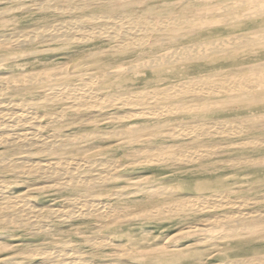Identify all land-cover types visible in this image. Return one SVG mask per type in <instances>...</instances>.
<instances>
[{"label":"rangeland","instance_id":"rangeland-1","mask_svg":"<svg viewBox=\"0 0 264 264\" xmlns=\"http://www.w3.org/2000/svg\"><path fill=\"white\" fill-rule=\"evenodd\" d=\"M262 8L264 0H0V35L5 36L0 43V86L4 105H8V98L39 97V91L50 84H80V79L87 74L96 77L99 83L93 85V91L105 98L127 97L138 91L160 93L164 87L183 86L185 82L192 85L191 90L194 88L193 93H177L170 98L161 93L156 100L147 97L139 106H119L115 104L119 101H115V105H105L103 110L73 109L75 111L69 112V119L58 124L64 133L81 136L114 129L120 131L117 138H77L72 145L61 147L59 153L44 151L35 157H87L95 164L104 158H114L112 161H116L117 166L105 173L110 178L108 182L93 185L88 181L87 186L78 183L71 188L58 189L55 186L58 179L53 176V179L30 174L14 177L0 171V202L4 200L5 205L16 195H21V203L26 199L28 204L44 210L65 205L63 198L73 201L69 202L72 208L82 207L84 200L89 206L92 203L101 209L106 206L103 211L96 212L99 213L97 216L94 213L68 222H60L58 218L52 223L53 227L33 228L34 231L26 223L29 222L27 219L13 217L10 208L0 211V219H6L4 223L0 221V259L22 249L55 248L60 242H69L66 252L73 256L77 254L76 261L70 258L72 264H264V102L256 101L254 96L258 94L245 89L255 77L252 73L264 70V48L231 49V52L218 53L204 60L152 62L157 56L171 55L175 50L182 51L199 43L264 34ZM130 20L135 22L128 23ZM115 22L119 25L122 22L121 26L138 23L137 29L135 26L133 33L130 32L137 37L132 44L118 46V41L96 34L84 41L70 36L72 30L73 33L81 26L90 31ZM42 27L50 29L51 33L31 39L24 43L26 45H18L20 48L14 45L16 33H28ZM68 69V73L75 76L66 80H54L51 76L60 71V74H66ZM112 70L123 74L109 73ZM34 72L47 82L28 80ZM205 75H213L217 94H200L206 91L199 89L194 81ZM263 76L264 72H261L258 77L262 79ZM30 81L34 84L31 85ZM23 87L25 89L15 91ZM60 107L52 104L44 111L54 112ZM148 110L158 115L147 116ZM117 115H122L123 121H107ZM94 120L97 123H91ZM7 127L0 128V135L9 132L8 136H15L18 131L27 130L25 124L8 127L10 131ZM12 145H1L0 154L20 157L23 151L39 150L37 147L24 148L20 143ZM88 167L81 171L80 178H90L97 173L98 168ZM153 189H164L168 195L148 200ZM119 191L123 197H110ZM94 192L100 193L98 197ZM191 197L193 200L200 198L201 204L203 199V202L208 200V205L222 206L214 210L204 207L196 208V211L171 209L152 215V210L159 206L186 202ZM106 209L116 210L115 215H108ZM30 216L31 220L35 218ZM194 226L202 228L186 232ZM97 240L102 245L94 244ZM59 248L53 250V255L59 254ZM27 256L17 258L12 264H51L40 256ZM78 258L83 262H78Z\"/></svg>","mask_w":264,"mask_h":264},{"label":"bare ground","instance_id":"bare-ground-1","mask_svg":"<svg viewBox=\"0 0 264 264\" xmlns=\"http://www.w3.org/2000/svg\"><path fill=\"white\" fill-rule=\"evenodd\" d=\"M46 1V0H45ZM258 2V1H257ZM245 3V2H244ZM259 3V2H258ZM252 4V3H251ZM262 5V4H261ZM243 6V5H242ZM259 6V5H258ZM26 8V7H25ZM232 8V7H231ZM28 9H30L28 7ZM264 9V8H262ZM187 11V10H186ZM264 11V10H263ZM262 11V12H263ZM5 12V11H3ZM70 12V11H69ZM101 16V15H100ZM117 17V16H116ZM238 17V16H237ZM95 18V17H93ZM97 18V17H96ZM119 18V17H118ZM92 19V18H91ZM104 19V18H103ZM240 19V18H239ZM93 20V19H92ZM114 20V19H113ZM180 20V19H179ZM109 21V20H108ZM111 21V19H110ZM116 21V20H114ZM119 21V20H118ZM134 21V20H132ZM132 21L130 20L128 23H132ZM172 21V20H171ZM187 21V20H186ZM195 21V20H193ZM215 21V20H214ZM213 21V22H214ZM113 22V21H112ZM135 22V21H134ZM133 22V23H134ZM176 22V21H174ZM183 22V21H181ZM191 22V21H190ZM111 23V22H110ZM116 23V22H115ZM113 24L111 26H103V27H99V29H90V31L88 30H85L84 29V26H81L79 28V30H75V32L72 33L71 31V37L72 36H75L76 38L75 39H87L88 37L91 38L93 37L92 34H96V36H101V37H107L111 40H115L118 41V46H127L128 43H131L134 41V38H137L136 35L135 37L132 36V33L136 26V24L138 25V23L135 24H126L128 26H124L122 24V22L120 23V25L118 23L116 24ZM153 23V22H152ZM194 23V22H193ZM207 23V22H206ZM211 23V22H210ZM161 24V23H160ZM86 25V24H84ZM151 25V23H150ZM198 25V24H197ZM57 26V25H56ZM61 26V25H60ZM152 26V25H151ZM209 26V25H208ZM64 27V26H63ZM74 27V26H73ZM138 26H136V29H137ZM154 27V26H153ZM50 28V27H49ZM62 28V27H61ZM92 28V27H91ZM141 28V27H140ZM76 29V28H75ZM87 29V28H86ZM53 30H56V29H53ZM61 30H64V29H61ZM92 30V31H91ZM139 30V29H138ZM42 31V32H41ZM59 31V30H58ZM70 31V30H69ZM68 31V32H69ZM132 31V33L130 34V32ZM50 32V29L48 28H38L37 30H34V31H31L28 33H16L15 35H17L16 37V41L14 40V45L15 46H20L21 44L23 45L24 43L28 42L29 40H35L37 37H43L44 35H46L47 33ZM53 32H56V31H53ZM62 32V31H61ZM60 32V33H61ZM67 32V33H68ZM146 32V31H145ZM148 32V31H147ZM51 33V32H50ZM67 33H64L66 35H68ZM129 33V34H128ZM135 33V31H134ZM140 33V32H139ZM136 34H138V32H136ZM14 35V36H15ZM43 35V36H41ZM57 35V34H56ZM66 35H65V38H66ZM139 35V34H138ZM137 35V36H138ZM53 36V34H52ZM143 36V35H141ZM4 35H0V43L2 42V40L4 39ZM64 37V35H63ZM69 37V36H67ZM140 37V36H139ZM56 38V36H55ZM62 38V37H61ZM88 38V39H89ZM94 38V37H93ZM147 38V37H146ZM58 39V37H57ZM56 39V40H57ZM59 39H60V36H59ZM68 39V38H67ZM118 39V40H116ZM141 39V38H139ZM143 39H144V36H143ZM141 39V40H143ZM64 42L63 39H60ZM71 40V39H70ZM69 40V42H70ZM137 40V39H136ZM8 41V40H7ZM67 41V40H65ZM72 41V40H71ZM79 41V40H78ZM84 41V40H83ZM146 42V40H143ZM149 41V40H148ZM32 42V41H31ZM61 42V41H60ZM111 42V41H110ZM136 42V41H135ZM139 42V40H138ZM141 42V41H140ZM29 43V42H28ZM113 43V42H111ZM27 44V43H26ZM24 44V45H26ZM64 44V43H63ZM114 44V43H113ZM127 44V45H126ZM132 44V43H131ZM130 44V45H131ZM117 45V44H116ZM18 46V47H19ZM140 46V45H139ZM117 47V46H115ZM20 48V47H19ZM66 48V47H65ZM114 48V47H113ZM261 48H264V34H259V35H251V36H238V37H233V38H223V39H220V40H216V41H213V42H208V43H199L198 45L196 46H190L188 48H184L185 50L182 49V51H176L174 53H176V55L174 53H172L171 55H164V56H157L152 60V62H155L157 64H163L161 61H166L167 62H170L172 61L171 59H178L179 61L183 60V61H186V60H189V61H196V60H204V59H208L210 58L212 55H216L218 53H222V54H226L228 53L229 51L231 52V49L233 51H235L236 49H240V50H249V49H254V50H258V49H261ZM179 50V49H178ZM92 53V52H91ZM31 54V53H29ZM1 60V59H0ZM4 60V59H3ZM2 61V60H1ZM165 61V63H166ZM177 61V62H179ZM146 62V61H145ZM140 63V62H139ZM142 63V62H141ZM144 63V62H143ZM150 64V63H149ZM150 65H154L153 63H151ZM150 65H147L146 66H150ZM134 66V64H133ZM138 66V65H137ZM139 68L140 65L138 66ZM137 67V68H138ZM143 67V66H142ZM145 67V65H144ZM132 69V67L130 68ZM130 69H128L130 71ZM134 69V68H133ZM264 69V68H263ZM121 70V69H120ZM135 70V69H134ZM66 71V70H64ZM69 69L66 71V74H60V72H58V74H52L51 76L53 77L54 80L56 79H59V80H62V79H67L68 77H71L72 76H75V74H71L68 73ZM127 72V70H126ZM261 72L263 73V71L261 70H257L255 72H253L252 74L255 76V77H252V81L251 83H249L250 85H248L247 88H245V86L243 88L247 89V92H251V93H254V94H258V96H254V98L256 99V101H259V102H264V91L262 92V90L264 89V81L262 79H260V77L258 76H261ZM109 73H115V75H118L119 73L120 74H123V72H114V70L112 71H109ZM252 75V76H253ZM105 76V75H102V77ZM28 77V76H27ZM70 78V79H71ZM212 78H213V75H205L203 77H200L199 79H197L196 81H194L196 83L197 86H199L198 88L203 90V91H206V92H200V94H203V93H214L216 91V83L212 81ZM215 78V77H214ZM39 79V80H38ZM28 80H33V81H37V82H47L45 80V78H43L41 76V79L39 77V75H37V72H34L32 74L29 75L28 77ZM58 80V81H59ZM220 81V79H218ZM29 82L32 83L33 82ZM50 81V80H49ZM57 81V82H58ZM35 82V83H37ZM80 84L76 83V84H61V85H52L50 84L48 87H45L43 89H41L39 91L40 93V96L39 97H28V98H18V97H15V98H8V101H7V104L8 105H4L3 104V101L1 100V98L3 97V95H1V86H0V128L1 127H5L4 129H6V126L8 127H14L15 125H21V124H25L26 125V128L27 130H23L22 132L18 131L17 135H12V136H8V134H5V135H0V146L2 145H14L16 143H20L21 145H23L22 147L26 148L27 146H29L30 148H34V147H37L39 148L38 151H23V155L21 153L22 156L20 157H17L15 155H9V156H5L4 154H0V171H3L4 173L8 174V176H24V174H30V175H34V176H47L48 178L52 176L55 177L57 180V182L55 183V186L56 188L58 189H63V188H71V187H74L76 185H78V183L80 185H88L87 182L89 181V183L91 182L92 184H103L105 181L108 182L107 180H109L110 178L108 176L105 175V173H108V171L112 168H115L117 166V162L116 161H112V160H109V159H103V161L99 162V163H93L90 159H88L87 157H73V156H65V157H50V158H35L37 157L36 155L37 154H40L41 152L43 153L45 151H50L51 154H56L57 152L59 153V149H61V147H68L70 145L73 144V142L79 138L82 140V138L84 137H92V136H98L99 137H104V138H107V139H115L117 138L118 136V132L120 131H116L114 129H111V130H107V131H97V132H92V133H89V134H86V135H81V136H77V135H73V134H70V133H67V132H63L62 129H60L58 127V124H61V123H64L65 121H67L70 117L69 115V112H71V110L75 109L77 110L78 108H81V109H94V110H99V109H102L105 107V105H110V104H114L115 101H119L115 104H120L123 106V105H129L132 106V104L134 105H138L139 104L141 105L142 102H144V100L148 98H151V99H157L158 96L161 94H163L164 96H166L167 98H170V97H173V95L179 93L178 95L182 94L183 92H188V91H192L191 90V87L192 85H186V82H185V85L181 86V85H172V86H167V87H164V89H161L160 93H158L157 91H138L134 94H130V96H127V97H122V95H119L117 97H113V96H108V97H101V95H99L98 93H96L95 91H93V85L94 84H98L97 81H96V77L93 75V74H87L86 76H84L82 79H80ZM222 82V80H221ZM238 82V81H237ZM61 83V82H60ZM34 84V83H33ZM56 84V83H55ZM117 83H115L113 85V87L116 86ZM183 84V83H182ZM194 84V83H192ZM220 84V83H219ZM218 84L217 87H220ZM225 84V83H224ZM30 84H28L29 86ZM223 85V84H222ZM227 85V84H226ZM239 86V84H237ZM27 86V87H28ZM96 86V85H95ZM236 87V85H234ZM237 86V87H238ZM196 87V86H195ZM222 87H225L224 85ZM226 88V87H225ZM231 88H233V86H231ZM242 88V89H243ZM25 89V87L23 88H18V89H15V91H19V90H23ZM196 89V88H195ZM198 89V91H199ZM219 89H222V88H219ZM238 89V88H237ZM156 90V89H155ZM218 90V89H217ZM225 90V89H224ZM240 90V89H239ZM226 91V90H225ZM229 91V90H228ZM246 91V90H245ZM104 92V91H103ZM181 92V93H180ZM195 92V90H194ZM217 92V91H216ZM215 92V94H217ZM219 92V91H218ZM118 93V92H117ZM193 93V92H191ZM199 93V92H197ZM101 94V93H100ZM159 94V95H158ZM213 94V95H215ZM127 95V93H126ZM161 96V95H160ZM159 96V97H160ZM205 96V95H204ZM122 97V98H121ZM149 100V99H148ZM167 100V99H166ZM171 100V99H170ZM160 102V101H159ZM52 104H59L61 105L60 109H58L57 111H54V112H46L44 111V108L46 106H49V105H52ZM114 104V105H115ZM257 104V103H256ZM133 105V106H134ZM144 105V103L142 104ZM173 105V104H172ZM171 105V106H172ZM224 105V104H223ZM229 105V104H227ZM121 106V107H122ZM135 106V107H136ZM176 106V104H175ZM107 107V106H106ZM125 107V106H124ZM127 107V106H126ZM170 107V105L168 106ZM111 108V107H110ZM123 108V107H122ZM134 108V107H133ZM149 108V107H148ZM163 108V106H162ZM161 108V109H162ZM165 108V107H164ZM173 108V106H172ZM171 108V109H172ZM176 108V107H175ZM193 108V107H192ZM203 108V107H202ZM108 108H106L107 110ZM143 109V108H141ZM145 109V108H144ZM170 109V108H169ZM73 110V111H75ZM93 110V111H94ZM130 110V109H129ZM132 110V109H131ZM163 110V109H162ZM80 111V110H79ZM144 111V110H143ZM149 111V110H148ZM152 111V109H151ZM155 111V110H154ZM159 111V110H158ZM166 111H167V108H166ZM172 111V110H171ZM175 111V110H174ZM177 111V110H176ZM100 112V111H99ZM140 112V111H139ZM142 112V111H141ZM164 112V111H163ZM79 113V112H78ZM76 113V114H78ZM133 113V112H132ZM146 113V112H145ZM164 113H167V112H164ZM163 113V114H164ZM134 114V113H133ZM147 116H156L158 115L156 112H147L146 113ZM161 115V113H159ZM169 114H170V111H169ZM168 114V115H169ZM75 115V114H74ZM123 115V114H122ZM111 116L108 118V122H113L115 123L114 121H116V119L118 120H122L121 116ZM126 115V114H125ZM128 115V113H127ZM138 115H141L138 113ZM144 115V114H143ZM173 115V113H172ZM77 116V115H75ZM132 116V115H131ZM73 118V117H72ZM127 118V117H126ZM145 118V117H144ZM154 118V117H153ZM128 119H129V116H128ZM89 120V119H88ZM91 120V119H90ZM127 120V119H126ZM257 120V119H256ZM100 121V120H99ZM123 121V120H122ZM12 123V124H11ZM91 123H97V120H94L93 122ZM236 124V123H235ZM241 124V123H240ZM219 125V124H218ZM221 125V124H220ZM24 126V125H23ZM22 126V127H23ZM208 126V125H207ZM229 126V125H228ZM7 127V130H9ZM153 127V126H152ZM160 127V126H159ZM182 127V126H181ZM178 128V126H177ZM207 128V127H206ZM237 128V127H236ZM2 129V128H1ZM64 129V128H63ZM183 129V128H182ZM198 129V128H196ZM17 130V129H16ZM15 130V131H16ZM22 130V129H21ZM66 130V128L64 129ZM189 130V129H188ZM202 130V129H201ZM10 131V130H9ZM228 131V130H227ZM232 131V130H231ZM229 131V132H231ZM178 132V131H177ZM182 132H185V131H182ZM188 132V131H187ZM192 132V131H190ZM2 133V132H1ZM5 133V132H4ZM11 133V132H10ZM181 134V132H179ZM177 133V134H179ZM163 134V133H162ZM170 134V133H169ZM174 134V133H173ZM176 134V135H177ZM187 134V133H186ZM218 134V133H217ZM231 134V133H230ZM7 135V136H6ZM10 135V134H9ZM126 135V134H125ZM129 135V132L128 134ZM132 135V133L130 134ZM168 135V134H167ZM172 135V134H171ZM175 135V136H176ZM183 135V134H182ZM191 135V134H188V136ZM229 135V134H228ZM186 136V135H184ZM196 136V134L194 135ZM203 136V135H202ZM124 137V136H123ZM157 137V136H156ZM177 137V136H176ZM180 137V136H179ZM85 138V139H86ZM97 138V137H96ZM122 138V137H120ZM84 139V140H85ZM92 139V138H91ZM88 140V138L86 139ZM131 139H129V142H130ZM77 141V140H76ZM113 142H115V140H111ZM80 142V141H79ZM126 142V141H125ZM128 143V142H127ZM12 145V146H13ZM75 145V144H74ZM232 145V144H231ZM6 147V146H5ZM21 147V146H20ZM57 147H60V148H57ZM18 148V147H17ZM28 148V147H27ZM12 149V148H11ZM14 149V148H13ZM18 149H23V148H18ZM166 149V148H165ZM16 150V149H15ZM18 150V151H20ZM24 150V149H23ZM102 150V149H101ZM44 153V154H45ZM165 154V153H164ZM49 155V154H48ZM164 156V155H163ZM166 156H170V155H166ZM172 156V155H171ZM174 156V155H173ZM162 157V156H161ZM165 157V156H164ZM175 157V156H174ZM177 158V157H176ZM99 159V158H98ZM97 159V161H98ZM160 159V158H159ZM174 159V158H173ZM178 159V158H177ZM162 160V158L160 159ZM166 160V158H165ZM175 160V159H174ZM95 162V160H94ZM120 165V163H119ZM124 165V164H123ZM87 166L89 167H95V168H98L97 170V173H95V175H93L92 177L90 178H80V174H81V171L84 170ZM88 167V168H89ZM94 169V168H93ZM90 170V169H89ZM113 172V171H112ZM110 172V173H112ZM109 173V174H110ZM87 174V173H86ZM113 174V173H112ZM111 174V175H112ZM79 176V177H78ZM85 176V175H84ZM90 176V175H89ZM46 177V179H48ZM113 179V178H112ZM116 179V178H115ZM49 180V179H48ZM52 181V180H51ZM76 181V182H75ZM110 181V180H109ZM54 182V180H53ZM90 183V184H91ZM3 184V183H2ZM1 184V187H4L2 186ZM93 184V185H94ZM47 185V184H46ZM48 185H51V184H48ZM53 185V183H52ZM51 185V186H52ZM7 186V185H6ZM5 186V187H6ZM130 186V185H129ZM8 187V186H7ZM36 188V186H34ZM39 187V186H38ZM48 187V186H47ZM81 187V186H80ZM43 188V187H41ZM50 188V187H49ZM76 188V187H75ZM78 188V187H77ZM82 188V187H81ZM141 188V187H140ZM1 189V188H0ZM39 189V188H38ZM128 189V188H127ZM126 189V190H127ZM132 189V188H130ZM169 189V188H167ZM171 189V188H170ZM3 190V188H2ZM29 190V189H28ZM33 190V189H32ZM42 190V189H41ZM125 190V189H124ZM137 190V189H136ZM154 190V189H153ZM47 191V190H45ZM141 191V190H140ZM146 191V190H145ZM173 191V190H172ZM171 191V192H172ZM1 192V190H0ZM3 192H5L3 190ZM133 192V191H132ZM125 193V192H123ZM138 193V192H137ZM96 197H98L97 195L100 194L99 192H94L93 193ZM127 194V193H126ZM141 194V193H140ZM149 194V193H148ZM5 195V194H4ZM7 197H8V194H6ZM91 195V194H90ZM123 194L119 191V192H114L110 195V197L112 199H117V198H120ZM125 195V194H124ZM145 195V194H144ZM167 192L163 190H154V191H151L150 193V197L148 198V200H152L154 199V197H156V199H162L163 197L165 198L167 196ZM21 196V195H20ZM19 195H16L14 198H13V201L10 202L9 201V204L5 205L4 200L3 202H0V211H5L6 209H11L12 210V216L14 217H18L20 220L23 218V219H27L29 222H26V223H29L28 225L30 227H32V230L33 228H44V227H53L52 226V223L54 222V220L58 219L60 222H68L69 220H72L73 218H77V217H90L92 216L94 213L96 212H99V211H103L104 208H106V206H102L103 209H101V207L99 208V206L97 207L95 204L92 203V205H88L87 204H84L85 203V200L83 201V205L82 207H77V206H73L74 208H72L70 205H69V202H73L72 200L71 201H68V199L66 198H63V203L65 205H58V206H55V207H48L47 210H44V208H38V205L37 207L33 206L32 203L28 204L26 199L25 202L21 203L19 199H21ZM89 196V195H88ZM87 196V197H88ZM103 196V195H102ZM222 196V195H221ZM225 196V195H224ZM6 197V196H5ZM23 197V196H22ZM25 197V196H24ZM86 197V196H85ZM123 197V196H122ZM125 197V196H124ZM214 197H219V196H214ZM77 198V197H75ZM80 198V197H79ZM94 198V197H92ZM103 198V197H102ZM199 198V197H198ZM205 198V197H203ZM210 198V197H209ZM223 198V196H222ZM226 198V197H224ZM30 199V198H29ZM27 198V200H29ZM86 199V198H85ZM90 199V198H89ZM155 199V200H156ZM200 199V198H199ZM199 199H188V201H176V203H173L171 204L170 206L166 205V206H159L158 208H155L154 210H152V215H156V214H160V213H165L167 210H173L175 209L176 211L178 210H184V209H188L189 211L190 210H194L196 211V208H200L201 207H204L205 208H214L218 207L219 205H208V200L206 202H203V199H202V203L201 204L200 200ZM208 199V198H207ZM214 199V198H213ZM17 200H19V202H17ZM74 200V198H73ZM78 200V199H77ZM95 200V199H93ZM92 200V201H93ZM219 200V198L217 199ZM222 200V199H221ZM226 200V199H225ZM225 200H223L225 202ZM22 201V200H21ZM205 201V200H204ZM220 201V200H219ZM87 202V201H86ZM94 202V201H93ZM96 202V200H95ZM218 202V201H217ZM7 203H8V200H7ZM12 203V204H11ZM14 203V204H13ZM79 203V202H78ZM103 203V202H102ZM216 203V201H215ZM227 203V202H226ZM90 204V203H89ZM97 204V202H96ZM108 204V203H106ZM110 204V203H109ZM198 204V206H197ZM206 204V205H204ZM210 204V203H209ZM100 205V204H99ZM103 205V204H102ZM112 205V204H111ZM81 206V205H80ZM89 206V207H88ZM222 205H220L219 207H221ZM225 206H227L225 204ZM224 206V207H225ZM108 207V206H107ZM112 207V206H111ZM125 206H123L124 208ZM223 207V208H224ZM77 208V209H75ZM113 208V207H112ZM112 208H109V209H112ZM115 208V206H114ZM113 208V209H114ZM121 208V207H120ZM215 208V209H216ZM108 209V210H109ZM127 209V208H126ZM125 209V210H126ZM203 209V208H202ZM220 209V208H219ZM107 210V209H106ZM107 210V211H108ZM121 210V209H120ZM171 210V211H172ZM222 210V208H221ZM9 211V210H8ZM114 210H109L108 212V215H115V212H113ZM122 211V210H121ZM120 211V212H121ZM127 211V210H126ZM11 212V211H10ZM105 212V211H104ZM118 212V211H117ZM119 212V213H120ZM125 212V211H124ZM123 212V213H124ZM186 212V211H185ZM1 213V212H0ZM106 213V212H105ZM122 213V212H121ZM130 213V212H129ZM133 213V212H132ZM143 213V212H142ZM99 214V213H98ZM96 213V216L98 215ZM127 214V213H126ZM8 215V214H7ZM5 215V216H7ZM30 215H34L35 218L32 220L30 219L31 216ZM95 215V214H94ZM105 215V214H104ZM103 215V216H104ZM133 215V214H132ZM139 215V214H137ZM150 215V214H149ZM227 215V214H226ZM230 215V214H229ZM107 216V214H106ZM127 216V215H125ZM220 216V215H219ZM228 216V215H227ZM99 218L101 217L100 215L98 216ZM108 217V216H107ZM112 217V216H111ZM224 217V216H222ZM240 217V216H239ZM244 217V216H243ZM8 218V216H7ZM10 218V216H9ZM17 218V220H18ZM103 218H106V217H103ZM114 219V216L112 217ZM209 218V217H208ZM207 218V219H208ZM214 218V217H213ZM215 218H217L215 216ZM219 218V217H218ZM211 220H214L211 218H209ZM208 219V221H209ZM221 219V218H220ZM229 219V217H228ZM6 219H0V221H5ZM8 220V219H7ZM12 220V219H11ZM219 221V219H217ZM222 220V219H221ZM237 220V219H236ZM16 221V219H15ZM106 221V220H105ZM234 221V220H233ZM107 222V221H106ZM224 222V221H223ZM230 222V221H229ZM227 222V223H229ZM236 222V221H235ZM9 223V222H8ZM11 223V222H10ZM217 223V221H216ZM226 223V222H225ZM240 223V222H239ZM25 224V223H24ZM199 224V223H198ZM220 224V222H219ZM13 225V224H12ZM20 225V224H19ZM14 226V225H13ZM22 226V225H20ZM25 226V225H24ZM204 227V226H203ZM215 227V226H214ZM246 227V226H245ZM244 227V228H245ZM28 228V227H27ZM202 227H189V229H186V232H189V231H193V229L195 230H200ZM24 229V228H23ZM36 229V230H37ZM47 229V228H46ZM39 230V229H38ZM185 230V229H184ZM183 230V231H184ZM205 230V229H204ZM203 230V231H204ZM34 231V230H33ZM45 232V231H44ZM182 233H185V232H182ZM175 236V235H174ZM176 237V236H175ZM225 237V235H224ZM88 242V241H87ZM95 242V241H94ZM89 243V242H88ZM102 243V242H101ZM100 242H95L94 244H96L97 246H100L101 244ZM105 243V242H104ZM110 243V242H109ZM71 243L69 242H60L58 243L55 248L57 247H61L59 248V254L58 255H53V250L55 248H32V249H22L20 252L16 253L15 255H11V256H8L6 258H3L1 261L3 262V264H12L17 258H21V257H26L27 255H36V256H40L42 259H44L46 262H51L52 263H60V264H72L73 260L76 261L77 257L75 258V254L74 256L72 254H69V251L66 252L65 249H67V247L69 248ZM92 244V243H91ZM106 244V243H105ZM102 245V244H101ZM96 246V247H97ZM72 248V247H71ZM129 250V249H128ZM177 250H180V249H177ZM56 253H57V250H55ZM76 251V250H75ZM152 252V251H151ZM71 253V252H70ZM75 253V252H74ZM72 255V256H71ZM79 255V254H78ZM82 256V255H80ZM28 257V256H27ZM26 257V258H27ZM31 257V256H30ZM85 257V256H84ZM70 258H73V260H71ZM83 259V258H81ZM18 260V259H17ZM79 258H78V262H79ZM44 261V262H45ZM66 261H69V262H66ZM86 261V260H85ZM264 261V260H263ZM80 262H83L82 260H80ZM19 263V262H18ZM77 263V262H76ZM86 263V262H85ZM89 263V262H87ZM91 263V262H90ZM1 264V263H0ZM16 264V263H15ZM44 264V263H43ZM47 264V263H46ZM79 264V263H78Z\"/></svg>","mask_w":264,"mask_h":264}]
</instances>
